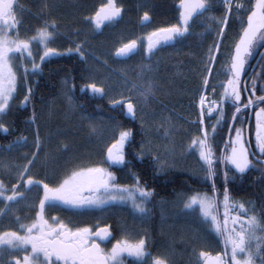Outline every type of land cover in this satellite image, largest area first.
<instances>
[{
	"label": "trees",
	"instance_id": "1",
	"mask_svg": "<svg viewBox=\"0 0 264 264\" xmlns=\"http://www.w3.org/2000/svg\"><path fill=\"white\" fill-rule=\"evenodd\" d=\"M106 1L17 0L20 37H29L36 29L54 21L58 26L57 37L49 47L61 54L41 62L40 69L35 73L29 68L27 77L20 79L11 107L0 119V123L8 129L6 133L0 130V153H5L10 160L27 163L38 134L40 146L34 150L37 155L27 174L35 180H43L55 187L73 170L96 166L110 171L115 178L114 183L119 186L131 187L136 183L134 175L139 177L140 186L152 192L145 216L137 213L133 207L116 202L110 206L79 209L58 204L47 207L45 217H58L73 229L108 226L114 235L120 232H125V235L138 233L140 238L147 239V250L151 254L156 248L158 255L173 254L172 264H182L184 257L188 259V264H198L194 257L197 251L214 253L220 248L211 241L212 237L207 232H201L196 218L187 220L181 216L183 200L192 194H211L213 182L218 196L227 187L231 200L244 202L259 215L258 221L264 224L263 166L252 162V167L241 174L219 159L225 154L230 127L233 137L235 127H244L242 112L235 113L231 101H225L219 124V112L205 118V128L209 133L212 125L217 124L211 141L216 161L213 177L207 178V166L200 159L198 151L189 150L188 147L194 137L201 135L197 108L201 92L204 90L215 100H221V84L228 80L231 47L244 25L246 11L229 16L226 30L220 38L224 9L220 0H209L212 7L195 21L189 34L179 42L171 41L157 46L149 54L145 38L157 28L178 22L179 0H116L117 6L122 8V18L116 23H106L96 28L87 18L94 16ZM144 12L149 13L150 22L141 21ZM219 38V51H216L209 75L208 68L212 62L208 59L209 49L215 52L214 45ZM133 39L138 41V48L127 56H117V49ZM77 45L81 46L83 57L75 51H67L75 49ZM205 77L215 87V93L212 87L204 89ZM253 82L256 86L253 98L263 96L262 61L249 79L250 95ZM92 83L103 87L104 94L82 91L84 85ZM149 85L151 92L145 93ZM28 88L32 89L30 101L21 104ZM122 97L131 98L136 105L135 118L129 116L124 107L111 104L113 99ZM70 102L75 109L71 116L66 113V104ZM79 112L84 116L81 123L75 120ZM234 113L238 117L236 120L233 119ZM89 123H98L104 128L101 141L97 144L87 141L91 129ZM55 129L61 132L47 140V135ZM115 129L119 133L124 130L132 133L123 148V165L107 162V145L113 140ZM21 137L25 139L21 141ZM25 143H28V154H25V149L6 154V151ZM9 145H12L10 149ZM45 151L48 153L47 162L41 161ZM14 169L7 170L6 175L1 169L0 181L8 189L6 195H11L12 185H17L24 199L8 202L0 197V218H35L43 188L31 187L27 190L22 186L27 175L20 180V171ZM161 212L169 215L166 219L169 227L161 226ZM4 224L1 219L0 232L6 231L1 228ZM186 224L200 230L201 241L195 243L188 236L184 227ZM257 235L264 233L258 230ZM127 237L134 239L131 234ZM194 246L199 248L193 251ZM179 253L183 254L182 257H179ZM262 260L264 252L256 258L255 264H262Z\"/></svg>",
	"mask_w": 264,
	"mask_h": 264
},
{
	"label": "snow or ice",
	"instance_id": "2",
	"mask_svg": "<svg viewBox=\"0 0 264 264\" xmlns=\"http://www.w3.org/2000/svg\"><path fill=\"white\" fill-rule=\"evenodd\" d=\"M223 4L226 13L230 14L234 6L233 0H223ZM211 7L209 0H179L178 22L150 32L147 36V52L151 54L158 45L162 46L169 41L179 42L186 34L190 33L195 21L204 16V13ZM14 8V0H0V114L7 113L11 107V101L17 93L20 79L26 78L29 74V68L24 61L30 62L33 73L40 69V64L36 63L33 54V44L43 49L42 54L39 55L41 62L51 56L61 54L55 48L49 47L57 37L56 29L58 26L54 21L36 29L33 35L21 38L18 29L20 21L17 19ZM235 9L236 11H247V18L231 56L228 80L226 83L222 82L221 84L224 91L219 103L215 100L208 102L205 94L200 95L201 118L199 123L202 126L201 135L194 137L188 146L189 150L198 151L200 159L207 166V178L215 175L213 167L216 162L214 160L215 151L211 141L216 133L217 124L220 123L223 117V103L231 101L236 113L247 110L254 104L257 106L264 105V96L253 98L256 87L254 82L252 95L247 98V103H244L241 99V74L245 70V64L252 56L257 44L264 42V0H254L250 9H245L242 3H236ZM120 18H122V8L117 6L116 0H107V3L102 4L94 16L87 19L94 23L96 28H100L101 25L106 23H116ZM210 19L215 20L216 18L211 17ZM141 21L150 22L148 12H144ZM220 23L224 26L227 25V14ZM224 30V27L220 28L219 35L221 37ZM13 32H15V35L12 34ZM219 46V43L214 45L216 51H219ZM137 48L138 41L133 39L118 48L116 55L127 56ZM67 51H75L81 57L84 56L80 45ZM17 58H19V63H17ZM208 59L210 61L216 59L211 48L209 49ZM18 71H20V75H18ZM211 71V67H209V75ZM203 86L204 89L212 87V91L215 93V87L210 85L208 77L204 78ZM83 90H89L92 94H104V88L98 87L95 83L84 85ZM243 91H248L246 85ZM150 92L151 86L149 85L145 89V93ZM145 93H141V95H145ZM31 94L32 89L28 88L21 104H27L30 101ZM111 104L124 107L126 113L135 118L136 105L131 98L113 99ZM206 104L208 114L220 113V116L217 117V124L212 125L211 133L203 127ZM255 115L256 145L259 152L264 154V107H258ZM237 118L234 113L233 119L236 120ZM34 119L35 117H33ZM0 130L5 133L8 131L3 123H0ZM234 131L235 136L233 137L231 135L232 127H230L229 139L225 142V154L219 159L225 164L232 165L238 173L242 174L252 167V161L249 159L250 153L246 147L247 141L243 127H235ZM131 135L130 130L120 132L119 139L107 149V162L120 165L125 163L123 148L125 143L130 140ZM24 139L23 137L20 138L21 141ZM19 142L17 141V143ZM39 146V136L37 134V149H39ZM11 147L12 145H9V149ZM36 155V152L32 153L33 159L28 160L23 166V170L19 173L20 180H23L24 176L29 173V166L34 163ZM224 175L225 183H227V172ZM114 179L110 171L99 166L73 170L55 187L50 186L43 180H35L31 175H27V179L23 180L22 186L27 190H30L31 187H42L43 196L39 200L35 219L30 224H20L19 231L0 232V249L6 248L27 253L22 259L15 258L10 261V264H123L125 255L134 257L138 264H168L165 258L152 256L151 252L147 250L146 238L135 241L127 238L118 239L111 249L106 251L96 241L97 239L103 241L110 238L111 232L108 227L99 228L93 233L89 227L73 229L59 220L58 217H51L50 219L45 217V209L55 207L58 204L79 209L107 206L110 201L115 200H131L133 209L140 215H146L148 209L145 205L152 196V192L140 186L139 177L134 175L136 183L131 187L116 185ZM7 191L4 182L0 181V197L5 201L17 202L19 199L24 198V194L17 190V185H12L11 195H6ZM213 191L215 192L214 182ZM221 205L223 207L222 220L219 212ZM184 207L193 211L198 208L203 221L210 224L211 230L223 238L224 250L222 253L216 255L205 251L199 253L202 264H255L256 258L260 256L261 252H264V235H257L258 230L264 233V224H261L255 215H248V209L244 203L233 202L227 187L224 188L222 201L214 196L194 193L188 197ZM233 212L236 215H232ZM29 248L30 252L28 251ZM262 264H264V260H262Z\"/></svg>",
	"mask_w": 264,
	"mask_h": 264
},
{
	"label": "rangeland",
	"instance_id": "3",
	"mask_svg": "<svg viewBox=\"0 0 264 264\" xmlns=\"http://www.w3.org/2000/svg\"><path fill=\"white\" fill-rule=\"evenodd\" d=\"M222 27H224V29L226 30V26H222ZM225 30H224V32H225ZM13 35H15L14 33H12ZM220 38H221V36H220ZM144 42H145V46H146V49H147V37L145 38V40H144ZM169 42H171V41H169ZM159 46V45H158ZM42 51H43V49L42 48H39L36 44H33V54H34V56H35V58H36V63H38V64H40L41 63V61L39 60V55L40 54H42ZM25 62H26V64L28 65V63H30L29 61H27V60H25ZM17 63H19V58H17ZM20 74V72H18V75ZM201 94H205L206 96H207V101L208 102H211V101H213L214 100V98L212 97V96H210L209 95V93H207V92H204V91H202V93ZM200 94V95H201ZM199 99H200V96H199ZM199 99H198V101H197V108H198V110H199V114L201 113V108H200V105H199ZM216 101V100H215ZM74 105L70 102V104L68 103V104H66V113H68L69 114V116H71L72 114H73V112L75 111V109H74V107H73ZM204 114H207V104L205 105V110H204ZM213 114V113H212ZM212 114H208V116L210 117V116H212ZM1 115V114H0ZM78 116L77 117H75V120L77 121V122H79V123H81V119H83V115L79 112L78 114H77ZM90 124V132L87 134V141H89L90 143H92V144H97V143H99V141H101V138H102V133H103V130H104V128L100 125V124H98V123H96L95 125H93L92 123H89ZM78 125V124H77ZM57 132H61V130H59V129H55L54 130V132H52L51 134H48L47 135V140H49L48 138H52V135L53 134H55V133H57ZM117 133V134H116ZM119 132L117 131V129H115V134L114 135H112V136H114V138H113V140L112 141H110V143L107 145V149H108V147H110L112 144H114L115 143V141L117 140V139H119ZM112 136H107L108 138H110V137H112ZM54 137V136H53ZM37 140V139H36ZM36 140H35V142H33V145H34V150L37 148L36 147ZM39 143H40V139H39ZM26 148H28V143H25V144H21V145H19V146H15L13 149H11V150H9V151H6V154L7 153H10V152H12V153H14V152H19V151H21V150H23V149H25V154H28V152H29V150L28 149H26ZM34 150H33V153H34ZM229 151H230V149H229ZM0 155L2 156V158L0 159V170L2 169V170H4L5 171V174L4 175H6V174H8V171L7 170H9V169H12V167H14L15 169V171H22L23 170V166L26 164L25 162H18L16 159L14 160V159H11L10 160V157H7V156H5V153H0ZM58 155V154H57ZM58 156H60V155H58ZM44 157V158H43ZM47 157H48V153L45 151L44 153H43V156H42V158H41V161L43 160V161H45V162H47ZM33 158V156H31V159ZM1 174V173H0ZM1 179V178H0ZM3 180V179H2ZM200 194H207V195H209V196H214L215 198H217L216 197V195H215V193H213V194H208V193H200ZM125 195H127V194H125ZM24 199V198H23ZM218 200L219 201H222L223 200V198L222 199H220V197H218ZM18 202V201H17ZM116 202H119V203H122L123 205H125V206H130V207H132V203H131V200H125V201H121V200H115V201H110V203H109V205L108 206H110V204H113V203H116ZM137 202H139V201H137ZM172 204V203H171ZM145 207L147 208V204L145 205ZM171 207H173V204L171 205ZM219 212H220V218H221V220L223 219L222 218V216H221V214L223 213V207H222V205H221V207L219 208ZM142 216H145V215H142ZM181 216L182 217H184L185 219H187V220H191V219H193V218H196L197 220H198V224L199 225H201V227H202V229H203V231L205 230V225H206V229H207V231L208 232H213L214 234H216L214 231H212L211 230V225L210 224H208V223H205L204 221H203V219L201 218V216H200V214H199V209L197 208L195 211H193V210H190V209H185V207H184V204L182 205V210H181ZM169 217V215L168 214H166V215H164L163 214V212H161V214H160V224H161V226H163L164 228H166V227H169L168 225L169 224H167L166 222H167V218ZM171 217V216H170ZM172 218V217H171ZM166 224V225H165ZM185 231H186V233L188 234V236H191V239L192 240H194V242L195 243H198V241H201L202 240V236H201V232H200V230L199 229H194V228H192L191 226H190V224H186L185 226ZM198 228V227H197ZM217 235V234H216ZM215 235V236H216ZM218 236V235H217ZM219 237V236H218ZM183 242V241H182ZM182 253H179V257H182ZM186 264H188V260H186Z\"/></svg>",
	"mask_w": 264,
	"mask_h": 264
},
{
	"label": "flooded vegetation",
	"instance_id": "4",
	"mask_svg": "<svg viewBox=\"0 0 264 264\" xmlns=\"http://www.w3.org/2000/svg\"><path fill=\"white\" fill-rule=\"evenodd\" d=\"M14 4H15V8L14 11L15 13L16 11V1L14 0ZM262 52L258 63L256 65V68L259 64L260 61H262L263 63V72H264V42H259L252 54V56L247 60L246 64H245V70L241 75V89H242V81L245 78V76L250 72V70L253 68L255 61L257 60L259 54ZM255 68V70H256ZM255 70L252 72L251 76L253 75V73L255 72ZM250 76V77H251ZM248 88V87H247ZM249 93V90L247 91ZM241 99L244 103H247L246 101V94L243 93V91H241ZM258 107H264V105H252L249 109L247 110H242L241 115L245 118V122L247 121L248 115H249V111L250 109L252 110V119H251V123H250V127H249V144L251 147V151H252V155L250 153L249 157L252 161L259 163L257 161V159H264V154H261L259 152V149L256 145V138H255V133H256V110ZM236 113V112H235ZM252 121H254L252 123ZM245 125V124H244ZM261 165H263L264 167V163H259ZM261 171L264 172V168L261 169ZM220 198H223V193H219ZM232 215H236L235 212L232 213ZM243 215V214H242ZM249 215V214H248ZM246 218V217H245ZM3 219L4 220V225L1 226V228H5L6 231H19V225L20 224H30L35 218H0V220ZM101 227H108V226H99L97 228L92 229L93 233L96 232L97 229L101 228ZM75 229V228H74ZM1 232H5V231H1ZM21 234H23V232H21ZM129 234L133 235L134 239H131L132 237H127ZM116 235V236H115ZM112 233L111 232V236L109 239L107 240H99L97 239V243H100V246L102 248H104L106 251L110 250L112 245L116 242V240L118 239H125V238H129V240L135 241L140 239V236L138 235V233H128L127 235H125V232H120V233ZM253 247H255V245H253ZM28 251L30 252V248L28 249ZM217 253H219L218 251L211 253L213 255H216ZM263 253V252H262ZM27 253L24 251H13V250H9L6 248L0 249V264H10V261H13L15 258H20L22 259L24 255H26ZM153 257L155 256H160L162 258H165L168 261V264H172L173 261V254H167V253H162L158 255V251L155 248L154 249V254H152ZM186 259L185 257L182 260V264L186 263ZM201 260V258H200ZM123 264H138V261L134 258V257H129L127 255L124 256L123 258ZM199 264H202V260Z\"/></svg>",
	"mask_w": 264,
	"mask_h": 264
},
{
	"label": "water",
	"instance_id": "5",
	"mask_svg": "<svg viewBox=\"0 0 264 264\" xmlns=\"http://www.w3.org/2000/svg\"><path fill=\"white\" fill-rule=\"evenodd\" d=\"M238 40H239V38H238ZM238 40H237V41H238ZM237 41H236V42H237ZM234 48H235V46H234ZM234 48H233V52H234ZM233 52H232V54H233ZM261 54H262V52L259 54L257 60L255 61V64H254L253 68L250 70V72H249V73L246 75V77L243 79V83H242V87H243V88H244V86L246 85L247 80L249 79L251 73L254 71V69H255V67H256V65H257V63H258V60H259V58H260V56H261ZM230 64H231V61H230ZM230 64H229V67H230ZM241 75H242V74H241ZM246 95H247V93H246ZM248 97H249V95H247V98H248ZM251 116H252V112H251V110H250L249 115H248V119H247V122H246V125H245V138H246L247 144H249V143H248V131H249V125H250V121H251ZM262 162H264V160H262Z\"/></svg>",
	"mask_w": 264,
	"mask_h": 264
}]
</instances>
